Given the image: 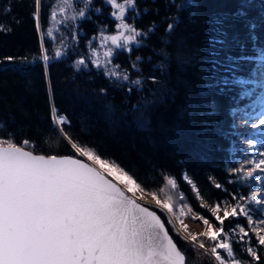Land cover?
I'll list each match as a JSON object with an SVG mask.
<instances>
[{
	"label": "trees",
	"instance_id": "16d2710c",
	"mask_svg": "<svg viewBox=\"0 0 264 264\" xmlns=\"http://www.w3.org/2000/svg\"><path fill=\"white\" fill-rule=\"evenodd\" d=\"M55 2L45 0L41 9V32L61 29L54 42L44 38V47L53 57L45 68L38 59L32 62L40 54V34L32 16L34 0H0V23L11 28L0 33V58L28 57L30 61L23 71L14 70L16 65L7 62L3 66L13 70L0 71V138L7 132L8 138L18 144L29 139L30 148L36 152L75 154L71 142L52 127L50 106L54 104L58 114L71 121L66 128L72 141L120 164L149 192H157L159 198L171 203L179 218L183 217L181 205L214 217L210 205L235 203L230 194L247 195L248 188L227 167L235 166L231 159L235 149L232 114L249 98L242 93L250 85L240 81L251 79L250 72L256 64L255 60L228 62L226 57L264 54V0H157L146 5V10L142 9L144 3H138L141 16L135 26L153 30L131 54L119 51L113 59L122 70L129 69L131 79L144 81L130 93L128 85L106 77L102 69L91 64L76 67L80 58H87V41L98 29L114 26L110 6L103 0H94L102 13H94L89 7L90 18L77 17L75 21L70 18L76 8L69 7L63 14L58 12L61 25L49 19V5ZM5 5L11 6L10 13L3 12ZM238 9L246 15H234ZM177 16L178 25L168 33V23ZM218 19L223 23L218 25ZM251 23L255 29H250ZM218 29L227 33L221 37L226 44L213 46L210 38L219 36ZM74 32H79L78 40L71 38ZM252 34L257 38L255 42ZM254 43L259 52L254 51ZM62 46L66 54L57 59L55 49ZM214 51L219 55H209ZM137 56L141 57L138 68L131 69ZM212 60L222 64L213 65ZM161 64L163 69L158 67ZM151 76L156 77L155 82L148 79ZM224 77L229 80L227 85L206 87ZM168 178L177 181L176 189L167 185ZM216 183L224 188H216ZM159 212L165 219L166 213ZM168 220L167 217L173 239L187 250L190 260L195 264H216L210 256L192 255L191 245L180 238L184 235L179 230L173 231ZM236 223L246 224V220H226L225 229ZM233 247L237 258L248 264L251 257L241 245L233 243ZM257 251L262 255L260 264H264V248Z\"/></svg>",
	"mask_w": 264,
	"mask_h": 264
},
{
	"label": "snow or ice",
	"instance_id": "6c2138e0",
	"mask_svg": "<svg viewBox=\"0 0 264 264\" xmlns=\"http://www.w3.org/2000/svg\"><path fill=\"white\" fill-rule=\"evenodd\" d=\"M188 2L191 3V0ZM103 3L110 6L109 15L115 21L113 34L108 33L107 25L102 30L98 29L97 34L87 41V58H80L76 67L91 64L96 69H102L106 77L128 85L127 91L130 93L133 87L142 86L144 81L141 78L131 79L129 69L122 70L120 65L113 63V59L119 51L131 54L153 29L144 31L135 26L136 19L141 16L137 0H103ZM44 5L45 0H34L32 16L40 34V54L32 62L38 59L47 68L53 57L44 47V38L47 36L54 42L61 29L48 28L46 32H41V9ZM73 6L76 12L70 18L72 21L77 17L90 18L89 7L94 13H102L101 7L94 6V0H83V6L77 0H56L49 5L50 21L63 25L62 20H57L58 12L63 14ZM11 10L10 5L3 8L5 14ZM130 12L132 16H129ZM234 15L243 17L246 12L238 9ZM178 23L177 16L168 23L166 31L171 33ZM216 23L219 25L223 21L218 19ZM255 27L254 23L250 24V29ZM9 31L10 27L0 23V33ZM218 32V37L210 38L213 46L226 44L221 37L227 36V33L222 29H218ZM71 38L78 40L79 32H74ZM251 39L255 42L257 38L252 34ZM101 49L103 61L100 59ZM254 51H260L255 48V43ZM65 54L63 46L55 49V58L59 59ZM209 55L218 56L219 52L214 51ZM140 60L141 57L137 56L131 62V69L138 68ZM253 60L256 66L250 72L251 79L240 83H260L264 87V54L226 57L228 62ZM5 62L16 65V71H23V66L30 63L28 57H3L0 58V71L13 70L4 67ZM210 63L222 64L219 60ZM230 66L235 68V65ZM158 67L163 69L165 66L161 64ZM148 79L155 82L156 77ZM228 83V78L224 77L206 87ZM104 91L101 89V92ZM253 94L254 90L242 93L245 96ZM250 107L252 111L245 113L243 127H253L257 131L246 149L249 155L245 156L244 165L234 169V173L238 179L258 185L259 191L247 196L230 194L235 203L225 204L223 209L222 204L217 203L211 208L219 226L200 215L204 231L180 237L191 245L192 255L210 256L216 264H245L237 258L233 243L240 244L251 257L248 264H260L262 261L257 248H264V145L256 137H264V107L259 110L255 104ZM50 119L53 129L71 142L76 155L35 154L33 150H28L32 142L27 138L19 144L8 138L7 132L0 138V264H195L188 258L187 250L173 239L161 215H158V210L174 214L173 205L159 198L157 192H149L120 164L72 141L66 128L71 121L67 116L58 114L54 104L50 106ZM232 127L235 128L236 124L233 123ZM184 179L192 184L188 177ZM167 185L172 189L178 186L172 178L167 179ZM215 187L224 188L220 183H216ZM144 193L151 195L156 210L152 205L141 202ZM180 198L183 199V195ZM171 199L169 195L168 200ZM240 200L244 203H239ZM221 210L223 216L219 215ZM240 217L245 218L246 224L236 223L225 229L226 220H238ZM180 223L182 229L187 231L183 221ZM168 224L176 231L172 220H168ZM176 235L180 233L176 232Z\"/></svg>",
	"mask_w": 264,
	"mask_h": 264
},
{
	"label": "rangeland",
	"instance_id": "374dc122",
	"mask_svg": "<svg viewBox=\"0 0 264 264\" xmlns=\"http://www.w3.org/2000/svg\"><path fill=\"white\" fill-rule=\"evenodd\" d=\"M80 5L83 6V0H80L79 1ZM133 13H129V16H132ZM115 23V21H114ZM114 27V26H113ZM113 27H110V29H108V33L109 34H113ZM144 31H146L145 29H143ZM139 45V44H138ZM95 46V44L93 45ZM100 59L101 61H103L104 57H103V49L100 50ZM113 63L114 64H117L114 60H113ZM256 66V65H255ZM247 80V79H245ZM250 85L249 88L246 89V91H253L254 90V94L253 95H250L248 100L246 101L245 104L243 105H238L236 107V109L234 110L233 114H232V124L235 123L236 124V121H243L244 119V108H247L248 109H251L249 112L252 111V108L250 107V105H253L255 104L256 105V109H259V104L260 102H262L264 100V87H262V85L260 83H257L255 85H251V84H248V86ZM263 92V93H262ZM262 94V95H261ZM262 96V97H261ZM236 119V121H235ZM237 129V124H236V127L233 128V132L235 133V136H234V141H232V145L234 146V150L232 151V156H231V159L232 161L235 163V166H231L229 165L227 167V170L229 172H232L234 173V169L236 168H239L241 167L242 165H244L245 163V155L242 156L241 154H243V147H245L247 144L244 140H240V134H239V131L240 130H236ZM247 134L249 135H253L252 132H248ZM244 139V138H243ZM256 139L258 141H261V145H264V137H256ZM261 145H258V146H261ZM237 146H240L242 147L241 148H237ZM246 170V168H245ZM235 174V173H234ZM239 183H241L242 185H244V187L247 189L248 188V194L247 195H250L252 192H257L259 191V188H254L253 185L256 186L255 183H250L248 181H243V180H240L238 179ZM259 187V186H258ZM247 195H240V196H247ZM144 196V199L145 200H149V198L152 199L151 195L149 193H144L143 194ZM150 201V200H149ZM152 202V201H150ZM152 206L155 208L156 205H155V202H152ZM239 203H244L243 200H240ZM225 204H228L227 202H224L222 203V209L224 207ZM185 206H182L180 207V211L182 213V218H179L178 215L174 212V214L176 215V217L178 218L179 222L183 221V225H186L187 226V231L189 233H192V234H198V233H201L204 231L205 229V226L203 225L202 221L199 220V216L202 215V214H199L197 213L193 208H191L190 206L189 207H186V204H184ZM214 205H210L209 206V209L211 210V208L213 207ZM182 209V210H181ZM167 215V213H166ZM219 215L223 216V210H221L219 212ZM168 217V215H167ZM206 218H208L213 224H215L216 226H219L218 223L215 221L214 217H207V216H204ZM170 219V217H168ZM244 218V217H242ZM171 220V219H170ZM181 224V223H180ZM241 224V223H240ZM174 225V224H173ZM175 226V225H174ZM177 226V225H176ZM175 226V228L177 229V227ZM182 226V225H181ZM178 230V229H177ZM180 231V230H179ZM184 235V234H183ZM187 235V234H186ZM190 259V258H189Z\"/></svg>",
	"mask_w": 264,
	"mask_h": 264
},
{
	"label": "water",
	"instance_id": "95a60500",
	"mask_svg": "<svg viewBox=\"0 0 264 264\" xmlns=\"http://www.w3.org/2000/svg\"><path fill=\"white\" fill-rule=\"evenodd\" d=\"M28 150H32V149L29 148ZM33 151H34V150H33ZM34 153H35V154L50 155V154H45V153H42V152H36V151H34ZM56 155L64 156V155H76V154H73V153H63V154H56ZM141 202H142V203L149 204V205H152V204H153V203L150 202L149 200H145V199H144L143 201H141ZM152 207H153V206H152ZM153 209L156 210V208H154V207H153ZM158 215H161L159 211H158ZM167 215H168V217H170V219L172 220L173 224L176 226V223L174 222L173 217L171 216V214H167ZM161 219L165 222L166 227L168 228V225H167V223H166V221H165V219H164V217H163L162 215H161ZM176 227H177L178 230H180V232H181L182 234L186 235V233L183 232L178 226H176ZM168 231H169V229H168ZM169 233H170V231H169ZM170 235H171V233H170Z\"/></svg>",
	"mask_w": 264,
	"mask_h": 264
},
{
	"label": "bare ground",
	"instance_id": "6f19581e",
	"mask_svg": "<svg viewBox=\"0 0 264 264\" xmlns=\"http://www.w3.org/2000/svg\"><path fill=\"white\" fill-rule=\"evenodd\" d=\"M263 93V92H262ZM262 95V94H261ZM262 97V96H261ZM261 107H264V100L259 104V109L261 108ZM247 109V108H246ZM259 109H257V110H259ZM235 121H236V119H235ZM238 127V129H243V127L242 126H237ZM237 130V129H236ZM149 200L150 201H152V202H154L151 198H149ZM171 216L173 217V220H174V222L176 223V225L183 231V232H185L186 234H188L189 232L188 231H184L183 229H182V226H181V224H180V222H179V220H178V218L176 217V215L175 214H171Z\"/></svg>",
	"mask_w": 264,
	"mask_h": 264
},
{
	"label": "flooded vegetation",
	"instance_id": "af4514ba",
	"mask_svg": "<svg viewBox=\"0 0 264 264\" xmlns=\"http://www.w3.org/2000/svg\"><path fill=\"white\" fill-rule=\"evenodd\" d=\"M151 1H157V0H137V4H141V3H144L145 6L142 7V9L146 10L147 9V6ZM135 25H136V21H135ZM138 29L142 30L140 27H137Z\"/></svg>",
	"mask_w": 264,
	"mask_h": 264
}]
</instances>
